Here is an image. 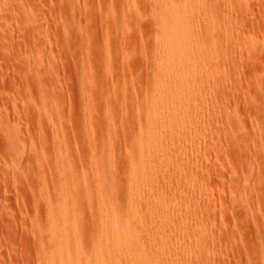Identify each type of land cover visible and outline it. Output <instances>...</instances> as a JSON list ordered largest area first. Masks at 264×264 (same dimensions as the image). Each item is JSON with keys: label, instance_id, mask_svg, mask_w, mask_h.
<instances>
[{"label": "rangeland", "instance_id": "obj_1", "mask_svg": "<svg viewBox=\"0 0 264 264\" xmlns=\"http://www.w3.org/2000/svg\"><path fill=\"white\" fill-rule=\"evenodd\" d=\"M0 264H264V0H0Z\"/></svg>", "mask_w": 264, "mask_h": 264}, {"label": "bare ground", "instance_id": "obj_2", "mask_svg": "<svg viewBox=\"0 0 264 264\" xmlns=\"http://www.w3.org/2000/svg\"><path fill=\"white\" fill-rule=\"evenodd\" d=\"M173 28H176V27H173ZM173 28H167V26H166V30H165V31H167V33H168L170 36H172V35H173V36H174V35H178V34L181 32L180 30L173 29ZM156 109H157V108H156ZM155 114H156V116H157V112H156ZM163 119H164V117H163ZM163 119H162V120H163ZM59 202H60V201H59ZM120 232H121V229H117V230H116V240H118L117 242H118V245H119V243H120L119 240L122 239V240H121V243H120L119 246H124V245H123V238L125 239V237H124V236H120V235H121ZM122 233H123V232H122ZM128 233H129V232H126V234H128ZM130 235H131V234H130ZM130 235H129V236H130ZM132 238H133V237H132ZM127 239H128V240H127ZM129 239H130V238H126V239H125V241H126V242H125V247H126V246L128 247V245H126V244L128 243V241H129V243H130V241H131V243H133V241H132L133 239H131V240H129ZM114 242H115V241H114ZM129 245H130V244H129ZM119 246H117V247L119 248ZM129 247H130V246H129ZM129 247H128V250H129ZM117 250H118V249H117ZM120 250L122 251V249H120ZM124 250H127V248H124ZM128 250L126 251L127 254H128V252H129ZM115 251H116V250H115ZM121 251H119V253H120ZM117 252H118V251H116V253H117ZM122 253H123V252H122ZM122 253H121V254H122ZM119 255H120V254H119ZM128 256H130V255H128ZM122 257H123V254H122ZM123 259H124V258H123ZM114 261H115V260H114Z\"/></svg>", "mask_w": 264, "mask_h": 264}]
</instances>
